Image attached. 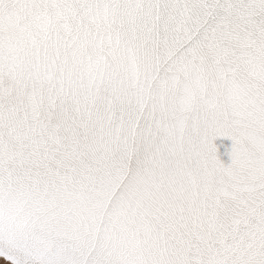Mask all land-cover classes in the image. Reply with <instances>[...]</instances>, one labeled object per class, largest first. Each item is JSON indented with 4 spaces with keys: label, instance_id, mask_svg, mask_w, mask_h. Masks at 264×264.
Masks as SVG:
<instances>
[{
    "label": "snow or ice",
    "instance_id": "obj_1",
    "mask_svg": "<svg viewBox=\"0 0 264 264\" xmlns=\"http://www.w3.org/2000/svg\"><path fill=\"white\" fill-rule=\"evenodd\" d=\"M5 264H264V0H0Z\"/></svg>",
    "mask_w": 264,
    "mask_h": 264
},
{
    "label": "rangeland",
    "instance_id": "obj_2",
    "mask_svg": "<svg viewBox=\"0 0 264 264\" xmlns=\"http://www.w3.org/2000/svg\"><path fill=\"white\" fill-rule=\"evenodd\" d=\"M0 264H5V262L2 258H0Z\"/></svg>",
    "mask_w": 264,
    "mask_h": 264
}]
</instances>
